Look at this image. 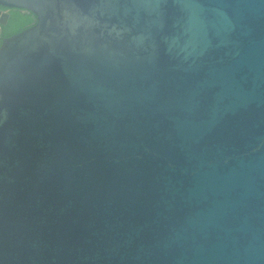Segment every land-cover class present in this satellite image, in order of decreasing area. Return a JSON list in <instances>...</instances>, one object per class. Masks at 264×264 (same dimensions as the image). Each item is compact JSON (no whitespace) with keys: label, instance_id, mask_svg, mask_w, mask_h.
Listing matches in <instances>:
<instances>
[{"label":"water","instance_id":"1","mask_svg":"<svg viewBox=\"0 0 264 264\" xmlns=\"http://www.w3.org/2000/svg\"><path fill=\"white\" fill-rule=\"evenodd\" d=\"M0 41V264H264V0H0Z\"/></svg>","mask_w":264,"mask_h":264},{"label":"trees","instance_id":"2","mask_svg":"<svg viewBox=\"0 0 264 264\" xmlns=\"http://www.w3.org/2000/svg\"><path fill=\"white\" fill-rule=\"evenodd\" d=\"M12 17H13V15H12ZM19 18L20 19L18 21H17L18 18L17 19L16 18L15 19L13 18L14 19L13 24L4 31V34H3V37L4 38H8V37H11L13 35H16V34L22 32V31H24L25 29L30 28V27H32L34 25V22H33V20H32L31 17H28V16L27 17L26 16H19ZM18 25H21L19 31L17 33H14V34L13 33H10L11 30H12V28L13 27H16ZM0 46H1V41H0Z\"/></svg>","mask_w":264,"mask_h":264},{"label":"flooded vegetation","instance_id":"3","mask_svg":"<svg viewBox=\"0 0 264 264\" xmlns=\"http://www.w3.org/2000/svg\"><path fill=\"white\" fill-rule=\"evenodd\" d=\"M11 15H13V18H14V19H15V18H16V19L18 18L17 21L20 19V18H19L20 15H19V13H18V10H11ZM26 17H27V16H26ZM28 17H31L32 20H33V22H34V17H33L31 14H29Z\"/></svg>","mask_w":264,"mask_h":264},{"label":"rangeland","instance_id":"4","mask_svg":"<svg viewBox=\"0 0 264 264\" xmlns=\"http://www.w3.org/2000/svg\"><path fill=\"white\" fill-rule=\"evenodd\" d=\"M20 27H21V25H18L16 27H13L10 33H13V34L14 33H17L19 31Z\"/></svg>","mask_w":264,"mask_h":264}]
</instances>
